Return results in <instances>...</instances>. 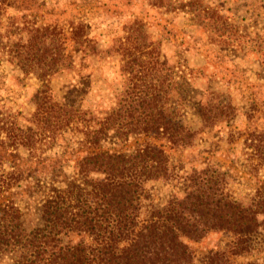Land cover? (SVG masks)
<instances>
[{
	"label": "trees",
	"instance_id": "1",
	"mask_svg": "<svg viewBox=\"0 0 264 264\" xmlns=\"http://www.w3.org/2000/svg\"><path fill=\"white\" fill-rule=\"evenodd\" d=\"M127 27L121 28L124 39L110 45L121 55V89L113 104L94 109L78 96H58L50 83L73 70L81 78L77 63L101 55L82 22L6 32L8 39L14 33L15 43L26 37L0 48L18 57L14 65L23 74L36 71L39 84L28 115L0 105V264H264L256 257L264 250V192L240 195L235 175L213 160L189 166L169 161V150L194 149L198 132L232 117L231 103L200 100L202 124L191 128L183 120L182 107L190 101L186 75L173 78L158 48L145 40L141 20L129 18ZM67 131L74 140H62ZM108 133L119 141L152 135L164 142L110 151L103 147ZM21 150L38 163L56 150L70 165L69 173L58 167L36 181L40 198L34 204L19 196L24 170L3 161V154L14 158ZM157 182L182 183L183 190L161 197L154 192ZM214 234L229 239L209 248Z\"/></svg>",
	"mask_w": 264,
	"mask_h": 264
},
{
	"label": "rangeland",
	"instance_id": "2",
	"mask_svg": "<svg viewBox=\"0 0 264 264\" xmlns=\"http://www.w3.org/2000/svg\"><path fill=\"white\" fill-rule=\"evenodd\" d=\"M206 11L213 16H205ZM129 18L143 22L145 40L158 48L160 61L175 72L173 78L185 74L189 80L190 101L182 108L183 120L191 128L202 124L197 112L200 100L210 97L233 107L228 120L198 132L194 149L169 150L170 164L189 166L213 160L235 175L240 184L233 187L240 195L253 193L256 188L264 192V152L260 151L264 147V0H167L162 5L146 0H0V47L25 42L23 35L18 43L14 33L9 39L5 37L11 27L57 23L68 29L70 24L82 22L87 35L102 48L101 55H88L81 65L77 63L83 81L73 70L54 75L50 83L58 96H78L85 107L105 108L113 104L122 80L118 69L121 55L110 45L124 39L126 31L121 28H128ZM4 52L0 48V105H11L28 115L33 109L29 97L39 84L38 75L36 71L23 74L14 65L18 57ZM75 58L78 61V56ZM74 137L67 131L62 140ZM103 140V147L110 151L164 142L152 135L119 141L110 133ZM57 152H47L48 157L39 163L29 160L23 150L14 158L2 153L4 165L14 164L24 170L26 180L19 196L28 203L40 198L36 187L39 178L48 177L58 167L70 172L69 161ZM154 188L161 197L183 190L182 183L171 186L157 182ZM227 239V235L214 234L206 244L214 249L224 246ZM256 257L262 260L264 250Z\"/></svg>",
	"mask_w": 264,
	"mask_h": 264
}]
</instances>
